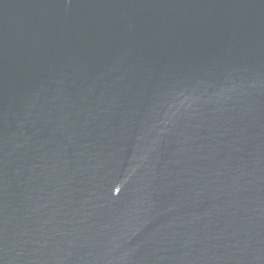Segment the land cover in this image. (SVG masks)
Instances as JSON below:
<instances>
[{
    "label": "water",
    "instance_id": "1",
    "mask_svg": "<svg viewBox=\"0 0 264 264\" xmlns=\"http://www.w3.org/2000/svg\"><path fill=\"white\" fill-rule=\"evenodd\" d=\"M0 264H264V0H0Z\"/></svg>",
    "mask_w": 264,
    "mask_h": 264
}]
</instances>
